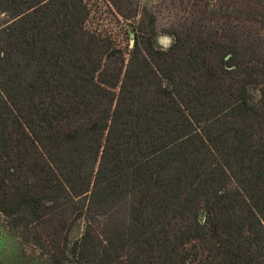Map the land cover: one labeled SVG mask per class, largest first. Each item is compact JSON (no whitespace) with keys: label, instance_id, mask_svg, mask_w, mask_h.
Wrapping results in <instances>:
<instances>
[{"label":"trees","instance_id":"obj_1","mask_svg":"<svg viewBox=\"0 0 264 264\" xmlns=\"http://www.w3.org/2000/svg\"><path fill=\"white\" fill-rule=\"evenodd\" d=\"M197 7L126 52L84 0H0V214L53 224L54 264H264V0Z\"/></svg>","mask_w":264,"mask_h":264},{"label":"rangeland","instance_id":"obj_2","mask_svg":"<svg viewBox=\"0 0 264 264\" xmlns=\"http://www.w3.org/2000/svg\"><path fill=\"white\" fill-rule=\"evenodd\" d=\"M90 11L86 23L90 28L102 35H110L116 45L127 52L134 42V29L142 11L153 12L156 15V35L161 46L167 47L173 42V36L167 32L173 25L189 21L197 15L201 0H127V5L137 11L134 19H124L110 0H84ZM198 3V4H197ZM6 16L0 14V24ZM250 31L259 38H264V29L257 23L250 24ZM131 31V33H129ZM257 97V92H255ZM85 228L83 218L75 220L66 232L67 251L75 239H78ZM50 223H31L27 228L23 224L13 225L11 219L0 214V261L2 264H54L53 256L63 258L58 248L63 246V238L55 235ZM65 234V229L62 230ZM37 235L40 238L37 239ZM67 259L61 264H78L75 257L67 252Z\"/></svg>","mask_w":264,"mask_h":264}]
</instances>
